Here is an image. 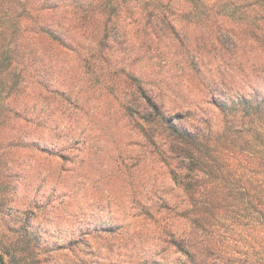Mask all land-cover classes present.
I'll use <instances>...</instances> for the list:
<instances>
[{
  "label": "rangeland",
  "instance_id": "374dc122",
  "mask_svg": "<svg viewBox=\"0 0 264 264\" xmlns=\"http://www.w3.org/2000/svg\"><path fill=\"white\" fill-rule=\"evenodd\" d=\"M110 1L32 71L29 122L0 121V233L28 264L187 261L161 118L215 127L264 98V0Z\"/></svg>",
  "mask_w": 264,
  "mask_h": 264
},
{
  "label": "trees",
  "instance_id": "16d2710c",
  "mask_svg": "<svg viewBox=\"0 0 264 264\" xmlns=\"http://www.w3.org/2000/svg\"><path fill=\"white\" fill-rule=\"evenodd\" d=\"M60 2L0 0L4 123L29 122L22 97L34 86L32 71L47 65L57 47L71 45L72 31L111 5L110 0H90L79 6L74 0L72 10L60 12ZM154 108L159 110L156 104ZM219 108L224 116L219 126L190 128L165 115L159 123L164 154L181 190L178 209L189 229L173 245L187 259L181 264H264V98L239 96L222 101ZM19 245L0 233V264H28L24 255L32 248L20 250ZM195 253L205 258L199 260Z\"/></svg>",
  "mask_w": 264,
  "mask_h": 264
}]
</instances>
